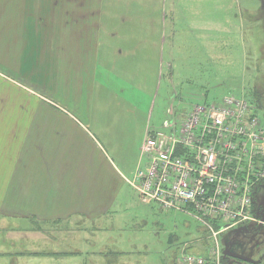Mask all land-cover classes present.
Listing matches in <instances>:
<instances>
[{"label":"crops","instance_id":"obj_1","mask_svg":"<svg viewBox=\"0 0 264 264\" xmlns=\"http://www.w3.org/2000/svg\"><path fill=\"white\" fill-rule=\"evenodd\" d=\"M123 1L130 0H0V55L12 51L21 64L26 63V74L20 67L0 65L8 75L0 73V220L8 226L3 244L12 248L1 253L0 264H64L73 257H84L83 264H88L85 249L99 251L105 264H116L115 256L123 257L118 249L109 252L105 246L109 237L104 227L110 223L117 186L127 179L101 154L87 122L94 111L100 66L108 72L114 61L123 71L140 76L153 59L160 58L162 64L165 46L153 16L149 32L155 38L158 34L160 44L144 40L142 25L125 29L111 23L107 8ZM148 2L149 8H157L156 0H139ZM141 22L140 17L136 24ZM127 61L131 68L120 65ZM168 67L172 70L170 63ZM18 75L26 76V88L14 79ZM7 82L22 86V94L9 93ZM202 97L207 100V95ZM60 221L83 222L87 227L90 223L96 237L87 233L84 239L92 240L68 246L69 235L47 231L49 224ZM70 230L65 227L64 232ZM174 238L171 244L178 242ZM195 250L198 255L207 251L201 244Z\"/></svg>","mask_w":264,"mask_h":264},{"label":"rangeland","instance_id":"obj_2","mask_svg":"<svg viewBox=\"0 0 264 264\" xmlns=\"http://www.w3.org/2000/svg\"><path fill=\"white\" fill-rule=\"evenodd\" d=\"M156 2V9L149 8L150 2L140 4L139 0L116 2L107 8L114 26L135 29L134 25H142L146 30L144 40L149 43L150 40H157L160 44L158 34L155 38L154 33L149 32L153 16L155 29L163 36L165 46L162 50V64L160 58L153 59L147 65V72H142L140 76L138 73L134 75L133 72L123 71L114 61L110 62L108 72H103L102 66L99 68L94 111L87 123L101 154L111 160L127 179L120 188L117 186L111 203L110 223H105L104 227L109 237L105 246L109 252L114 249L121 252L123 257L115 256L113 260L116 264H184L180 259L177 260L181 254L178 250L184 246L183 253L196 254L194 248L199 244L207 250V260H210L209 251H212L216 260L214 264H264L263 235L249 238L248 233L245 239L243 236L228 238L227 234L226 240L219 242L213 238L200 240L198 238L203 233L195 220L178 211L164 213L154 203L144 204L130 183L134 181L141 163L140 148L146 131H167L166 122L176 120L179 116L184 117L196 105L219 102L225 96L235 94L257 105L264 121V0ZM117 14L127 17V20L121 22L123 17L118 19L115 17ZM140 17L142 22L136 24ZM21 48L18 46L19 52L23 53ZM0 65L20 67L21 72L26 74V63L21 64L12 51L9 56L0 55ZM120 65L131 68L129 61L121 62ZM1 66L0 69H3ZM158 70L162 71L161 74H157ZM3 72L0 70L3 77H8ZM16 77L14 79L26 88V76L25 79L21 75ZM6 86L9 93L22 94V86L8 82ZM203 95H207V100ZM172 111L173 114L170 113ZM74 116L77 120L82 119L81 115ZM132 133L133 138H130ZM95 154H98L97 150ZM255 201L257 214L262 217L264 181L257 190ZM77 220L84 221L82 218ZM91 226L90 223L87 227L83 222L65 224V221H60L49 224L47 231L49 235L53 234L52 231L69 235L68 246H73L82 243L87 233L94 235L90 231ZM7 227L0 220V255L6 250L12 251L2 240ZM65 227L72 230L64 232ZM253 228L257 230V225H253ZM174 237L178 242L171 244L170 240ZM88 240L92 239L88 236L85 241ZM188 241L194 244H186ZM8 244L12 245L11 242ZM30 245L26 243V246ZM16 248L20 249L19 246ZM57 249L63 250L61 242ZM226 251L254 262L246 263L226 257ZM86 252L88 264L92 260L95 264H105L97 256L99 251L85 249ZM83 259L73 257L72 261L64 264H83Z\"/></svg>","mask_w":264,"mask_h":264},{"label":"built area","instance_id":"obj_3","mask_svg":"<svg viewBox=\"0 0 264 264\" xmlns=\"http://www.w3.org/2000/svg\"><path fill=\"white\" fill-rule=\"evenodd\" d=\"M165 129L149 133L141 149L132 185L143 203L181 212L218 242L230 231L264 224L255 201L264 181V121L251 100L232 94L196 105ZM209 256L183 253L180 260L214 264Z\"/></svg>","mask_w":264,"mask_h":264},{"label":"flooded vegetation","instance_id":"obj_4","mask_svg":"<svg viewBox=\"0 0 264 264\" xmlns=\"http://www.w3.org/2000/svg\"><path fill=\"white\" fill-rule=\"evenodd\" d=\"M263 217H264V215L262 216V218ZM262 230H264V224L257 225V230H255L253 228V225H251V226H245L244 229L239 228V229L234 230L231 233V236L228 237V238H231V237H236L237 238L238 236H240V237L243 236L246 239V238H248L246 236V234H248V233H250V237L249 238H252V236L254 237L256 235H258V236L263 235L264 236V233H263ZM263 236H261V237H263Z\"/></svg>","mask_w":264,"mask_h":264},{"label":"water","instance_id":"obj_5","mask_svg":"<svg viewBox=\"0 0 264 264\" xmlns=\"http://www.w3.org/2000/svg\"><path fill=\"white\" fill-rule=\"evenodd\" d=\"M224 255H225L226 257L230 256V257H233V258H235V259H238V260L243 261V262H246V263H253V262H254L253 260H251V259H249V258H246V257L241 256V255H238V254L231 253V252H229V251H226V252L224 253Z\"/></svg>","mask_w":264,"mask_h":264},{"label":"trees","instance_id":"obj_6","mask_svg":"<svg viewBox=\"0 0 264 264\" xmlns=\"http://www.w3.org/2000/svg\"><path fill=\"white\" fill-rule=\"evenodd\" d=\"M175 241V240H174ZM181 246V245H180ZM183 247V246H182ZM179 259V258H178Z\"/></svg>","mask_w":264,"mask_h":264}]
</instances>
